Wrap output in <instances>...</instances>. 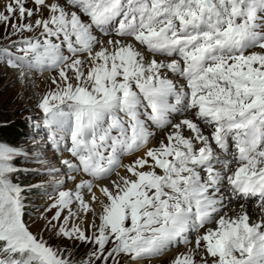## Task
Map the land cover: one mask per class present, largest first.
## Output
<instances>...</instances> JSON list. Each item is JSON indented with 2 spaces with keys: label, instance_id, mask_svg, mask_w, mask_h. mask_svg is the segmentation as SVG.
Listing matches in <instances>:
<instances>
[{
  "label": "snow or ice",
  "instance_id": "6c2138e0",
  "mask_svg": "<svg viewBox=\"0 0 264 264\" xmlns=\"http://www.w3.org/2000/svg\"><path fill=\"white\" fill-rule=\"evenodd\" d=\"M0 27L60 154L25 188L0 142V264H264V0H6Z\"/></svg>",
  "mask_w": 264,
  "mask_h": 264
},
{
  "label": "rangeland",
  "instance_id": "374dc122",
  "mask_svg": "<svg viewBox=\"0 0 264 264\" xmlns=\"http://www.w3.org/2000/svg\"><path fill=\"white\" fill-rule=\"evenodd\" d=\"M6 0H0V5L4 4ZM4 32V28L0 27V35ZM15 39V37H13ZM37 83L41 84V90L38 92L34 90L35 85L33 81L31 84V91H33L34 97L29 99L27 92L21 90L22 87L18 80L13 78L12 70L0 68V124L21 121L25 123V128L22 130V138L16 147L22 155L15 158V167L19 169L13 176L16 183L23 185L22 187L28 188L29 185H43L44 188H48L47 175L39 172L36 168L35 162L30 160V155L34 153L32 143L29 139L31 138L30 130L27 129L26 125L30 118H38V110L34 107L36 101L40 95L47 89L48 84L45 82L43 76H37L35 78ZM28 130V131H27ZM47 157V156H46ZM128 161V160H127ZM71 187V182H69ZM44 188H31L25 193V216L24 220L29 225L30 230L34 234H42L43 238L48 241L52 246L59 245L61 248H67L71 252L74 248L72 247L71 241H64L60 237H56L53 233L45 231V220L41 219V214L44 211L46 205L50 204L51 201L47 196H43L42 192ZM53 212L47 213L50 217ZM85 251L83 247L79 248ZM168 254L169 257L158 260L157 262L150 260L145 264H167L169 258L175 253Z\"/></svg>",
  "mask_w": 264,
  "mask_h": 264
},
{
  "label": "bare ground",
  "instance_id": "6f19581e",
  "mask_svg": "<svg viewBox=\"0 0 264 264\" xmlns=\"http://www.w3.org/2000/svg\"><path fill=\"white\" fill-rule=\"evenodd\" d=\"M13 78L15 80H17L14 72H13ZM31 81H33V83L35 85L34 90H36L38 92L39 90L42 89L41 88L42 83H37L35 81V79L34 80L30 79V80H28L27 83H23V82L19 81V84L21 85L20 87H22L21 90L28 93L29 99H32V97H34L33 91L30 92L31 91V89H30L31 88V84H30ZM32 148L34 150V153L30 155V160H32L33 162H35V164H37L36 168L39 170V172H42L43 174H45L47 172V170L50 168L60 167V164H59L60 157L58 158L54 154H43L42 153L43 150H45V149L47 150L49 148L48 145L45 146V149H42V147L37 145L35 142L34 145L32 146ZM52 180H53V177L47 175V183L46 184L49 186L50 183L52 182ZM253 215H255V213H253ZM171 253H173V252H171ZM167 256L169 257V255H166V257ZM157 261L158 260H156L155 262H157Z\"/></svg>",
  "mask_w": 264,
  "mask_h": 264
},
{
  "label": "trees",
  "instance_id": "16d2710c",
  "mask_svg": "<svg viewBox=\"0 0 264 264\" xmlns=\"http://www.w3.org/2000/svg\"><path fill=\"white\" fill-rule=\"evenodd\" d=\"M25 123L19 120L0 124V142L8 143L10 146L17 147L22 138V130ZM23 186V185H21ZM71 252L76 253L75 259L84 253L82 249H73Z\"/></svg>",
  "mask_w": 264,
  "mask_h": 264
}]
</instances>
